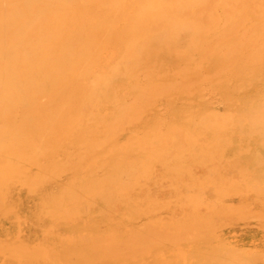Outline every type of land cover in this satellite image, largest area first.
I'll list each match as a JSON object with an SVG mask.
<instances>
[{"label":"bare ground","instance_id":"6f19581e","mask_svg":"<svg viewBox=\"0 0 264 264\" xmlns=\"http://www.w3.org/2000/svg\"><path fill=\"white\" fill-rule=\"evenodd\" d=\"M203 70L215 76L227 71L230 87L216 85ZM263 72L264 0H0V171L17 172L23 160L49 170L48 162L39 165V160L48 161L62 144L83 146L88 169L105 167V175L59 182L48 195L51 214L64 209L61 216L73 218L79 211L74 202L82 200L79 212L88 221L68 230V237L74 232V257L113 264H135L136 258L149 264H264L259 252L247 254L226 244V237L216 241L215 227L198 216L167 227L155 221L137 233L119 234L118 241L108 231L95 232L94 225L105 222L100 219L112 209L127 220L154 209L157 200L149 194L131 195L139 176L151 170L150 162L171 166L188 153L209 164L208 144L240 158L250 149L243 139L234 140L237 135L245 140L252 135L258 144L248 159L249 183L263 209L264 90L237 95ZM202 81L218 89L229 118L198 95ZM161 94L169 121L145 111ZM130 127H139L143 135L141 153L120 139ZM97 134L96 143L86 141ZM188 162L167 168L171 176L166 179L178 183L174 175L189 174L197 186L217 185L211 176H193ZM45 174L39 172L33 184L43 182ZM223 187L215 191L239 194L234 185ZM88 197L99 199V205L90 207ZM22 251L31 260L32 250L24 246ZM22 251L13 256L21 257Z\"/></svg>","mask_w":264,"mask_h":264},{"label":"rangeland","instance_id":"374dc122","mask_svg":"<svg viewBox=\"0 0 264 264\" xmlns=\"http://www.w3.org/2000/svg\"><path fill=\"white\" fill-rule=\"evenodd\" d=\"M232 67H234V65H230L229 68ZM202 73L212 75L214 77V82L216 85L226 84L227 87H230L231 85V81L227 79V71L219 76L213 75V72L204 71ZM262 76V79L260 78L252 81L249 84L250 86H245V88L241 87V90H239L237 95L242 97L251 95V93L256 94L259 91H263L264 72ZM184 81L187 83L185 79ZM191 83L192 82H190L189 84ZM200 85L202 89H200L198 95L204 101L207 100L206 102L208 104H211L210 106L215 111L223 113V110H225L224 100L222 99V96L217 94L218 89L213 87L211 84L208 85V82L206 81H202ZM245 90L246 92H244ZM150 105L149 106L151 107V109L149 107L145 108L147 116H150V113L153 114L158 112V114L160 115L163 114L164 117L167 118V120H171L172 116L169 114L170 112L168 111V113L166 111V96L164 94L157 96ZM152 106H154L155 108ZM109 109L110 108H105L104 110L107 111ZM227 111L226 113H224L225 115L227 114L226 117L229 118V112ZM130 131L133 133H131ZM142 136L143 135L140 132L139 127H130L120 136V139L128 140L124 142L125 146L128 149H133L134 151L139 153L140 151L142 152V142L140 140L142 139ZM99 137L100 135L97 134L90 139H87L86 141L91 144L94 142L96 143V140H98ZM240 137L241 136L237 135L234 137V140L237 141V139H243L244 141H246V148L250 149V152L240 158H237V156H235L234 153H231V151H227L224 148L217 149L211 144H208L210 147L207 146L205 148V152L210 156L209 164H205L202 162L198 163L199 161H195L196 159L188 153L185 155L180 154L182 156L178 155L177 157H180L181 159L177 158V160H174V163L171 166H164L161 164L159 165V163L155 161L150 162L152 165L151 170L146 172L143 176H139L136 181L135 187L131 191V195L142 196L144 194H149L151 198L157 200V205L154 207V209L151 208L148 210V212L145 210V212L138 213L134 220H127V218L124 217L122 218L118 214L117 209H112L111 212L113 213L108 215V218L105 216L100 219V221L105 220V222H99L97 223L98 225L94 224L96 225L95 232L103 234V232L108 231L115 237L114 241H118L117 237L119 236V234L128 235L137 233L141 229L140 227L149 223H153L155 221L162 223L161 227H167L168 224L179 225L177 224L179 222H193L195 220H192L193 216H198L201 217L200 220L204 222L209 219L208 223H206L215 227L213 229H215L214 233L217 236L214 237V239L216 238V241L225 239L226 237L227 239L229 238L228 240L225 239L226 244L229 243V245L231 246L242 248V250L247 254L259 252L260 254L264 255V208L261 209V203L263 200L258 199L255 194L253 195L255 190L251 188V183H249L251 182V176L249 172L251 166L248 159L252 158V156L256 154L255 152L258 151V146L256 147L257 142L254 140V136H249V140H245L243 137ZM199 141L203 140L200 139ZM80 143L81 142H76L77 145ZM73 144L75 145L74 141ZM83 148V146L76 147L72 145L62 144L60 148L55 152L53 157H51L48 161H45V159L43 158L39 160V165L48 162V171L45 169H43V171H40V168L36 167L35 164L33 166V164L31 163L33 166L32 167L30 165V161L27 162L28 160H23L24 162L22 161L20 163L21 169L17 172H10V170L0 171V183L3 181L5 182H3L4 184H0V264H113V262H115H97L95 260H85L71 255L75 240L70 242L74 238V232H72L71 237H68V235L71 233H69L68 230L74 231V227L81 224L82 220L84 221L82 222L83 224L88 221V219L86 220V217L83 216L82 213H80L82 200H77V202H74V205L80 211L77 212V217L75 218L69 215L61 216V213L64 209L59 210L57 214H51V212L48 211L50 209L48 195L50 194V190L54 188L57 183H65L72 179L84 181L85 179H92L96 177V174L105 175L107 173V170L104 166H98L95 169L96 171L88 169L87 165L90 161V158L88 157L84 159L85 149ZM225 151L227 153H225ZM216 155L218 157H216ZM179 160L181 162H179ZM190 161L193 162L190 163ZM187 162L189 171L193 176L198 178L211 176V180H213L212 182L217 185H213L211 181H209L207 184H198L197 186V184L190 179L189 174L188 176H181L179 174L174 175L176 180L178 178L182 181L185 180L183 182L184 184L179 179L178 183H170L166 179V174L167 178L168 176H171L169 173H167V168H173V166L176 165L175 170H177L181 164H186ZM24 165L27 167L25 168ZM27 168L29 169L28 171L26 170ZM214 168L217 169L216 172L214 171ZM88 170L90 171L88 172ZM5 172L7 174H5ZM39 172H45L46 178L43 182H41L42 184H33L35 176ZM201 172L203 173V175ZM91 175L94 177H92ZM218 180L220 185L218 184ZM80 181L78 183H72V185L77 186L80 184ZM229 185H234L235 189L237 191L239 190V194L234 193L232 195L227 194L222 196L216 192L218 190L223 191V186ZM247 186H250V189H248ZM214 187L215 189L213 190ZM220 187L223 189H221ZM2 195L3 199L1 197ZM255 196L257 197V200L254 199ZM88 198L90 199H88L87 204L90 207L99 205V199H95L94 197ZM222 198L223 200H221ZM190 200L192 201L191 205H189V203H191ZM199 200H202L200 201L201 204L198 202ZM207 203L209 204L208 208H206L208 205ZM217 203L219 204L217 205ZM112 206L116 205L113 203ZM238 206H241L242 208L239 211H236L235 208ZM186 207H188V209ZM211 207H214V209H209ZM212 212L214 215L212 214ZM186 216L188 218H185ZM104 225L108 227V230L98 229ZM173 245L171 246L172 251L177 249V244ZM24 246L28 250H32L31 260H29L30 255L27 254L28 259L26 256H24L25 253L22 251ZM159 248L160 249L158 250H151V255L155 254L156 251L161 250V247ZM19 250L22 251L21 257H14L13 252H17ZM169 255H171V253L168 254V256ZM136 257L137 256H135L134 258ZM135 261V264H149L148 262L150 260L145 258H136ZM114 264L128 263H123V261H116V263Z\"/></svg>","mask_w":264,"mask_h":264}]
</instances>
